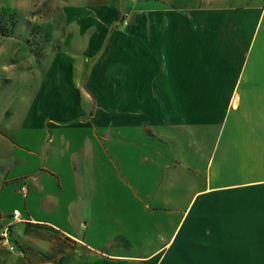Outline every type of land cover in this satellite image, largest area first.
I'll return each instance as SVG.
<instances>
[{"label": "crops", "instance_id": "1", "mask_svg": "<svg viewBox=\"0 0 264 264\" xmlns=\"http://www.w3.org/2000/svg\"><path fill=\"white\" fill-rule=\"evenodd\" d=\"M73 1L108 44L14 142L0 264H264V0Z\"/></svg>", "mask_w": 264, "mask_h": 264}, {"label": "rangeland", "instance_id": "2", "mask_svg": "<svg viewBox=\"0 0 264 264\" xmlns=\"http://www.w3.org/2000/svg\"><path fill=\"white\" fill-rule=\"evenodd\" d=\"M76 3L0 0V189L7 169L22 158L23 151L14 142H40L42 147L45 132L40 117L75 106L69 93L90 71L88 62L94 64L105 53L108 42L99 41L96 25L84 26L74 11H67ZM126 24L124 15L116 23ZM28 111L35 123L27 124ZM33 167L22 163L12 172ZM16 189L5 190L3 210L22 204Z\"/></svg>", "mask_w": 264, "mask_h": 264}, {"label": "built area", "instance_id": "3", "mask_svg": "<svg viewBox=\"0 0 264 264\" xmlns=\"http://www.w3.org/2000/svg\"><path fill=\"white\" fill-rule=\"evenodd\" d=\"M127 23V21H126ZM19 192L23 195H26L29 192V183L27 180L22 179L19 182ZM23 220L22 213L21 211L16 208L14 209L11 214H10V222L9 224L5 225L3 224L0 227V251L1 250H8L10 252H15V251H21L22 249L18 248L16 245L15 241L12 238V226Z\"/></svg>", "mask_w": 264, "mask_h": 264}, {"label": "trees", "instance_id": "4", "mask_svg": "<svg viewBox=\"0 0 264 264\" xmlns=\"http://www.w3.org/2000/svg\"><path fill=\"white\" fill-rule=\"evenodd\" d=\"M95 102H96V100H94V106H93V108H92L91 112H93V109H94V108H95V106H96V103H95ZM9 183H10V182H9V181H7V180H5V181H4V185H5V184H9Z\"/></svg>", "mask_w": 264, "mask_h": 264}]
</instances>
